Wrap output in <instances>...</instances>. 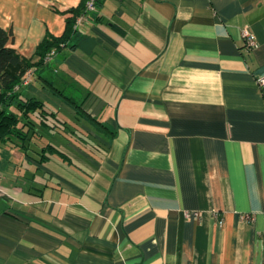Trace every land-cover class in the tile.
<instances>
[{
    "label": "crops",
    "instance_id": "obj_1",
    "mask_svg": "<svg viewBox=\"0 0 264 264\" xmlns=\"http://www.w3.org/2000/svg\"><path fill=\"white\" fill-rule=\"evenodd\" d=\"M80 3L0 0V27L31 59ZM78 34L23 89L58 153L0 144V264H264V0H103Z\"/></svg>",
    "mask_w": 264,
    "mask_h": 264
},
{
    "label": "trees",
    "instance_id": "obj_2",
    "mask_svg": "<svg viewBox=\"0 0 264 264\" xmlns=\"http://www.w3.org/2000/svg\"><path fill=\"white\" fill-rule=\"evenodd\" d=\"M90 1L81 0L78 7L63 12L66 16L64 34L61 37L48 35L38 47L36 56L31 59L23 57L9 46L12 31L0 27V144L18 147L30 157L36 154L40 158L39 162H45L48 155L58 153L50 142L44 140V131H71L68 122L61 121L58 112L45 101L24 95V77L35 68V79L40 81L43 78L41 71L50 66L57 53L66 47L77 49L80 46L77 23L83 16L92 17L94 14L88 10ZM102 3L103 0H96V7L100 8ZM53 51L56 52L55 56L47 61ZM43 85L68 101L78 113H83L81 103L76 102L74 96L65 89L61 90L52 83Z\"/></svg>",
    "mask_w": 264,
    "mask_h": 264
},
{
    "label": "built area",
    "instance_id": "obj_3",
    "mask_svg": "<svg viewBox=\"0 0 264 264\" xmlns=\"http://www.w3.org/2000/svg\"><path fill=\"white\" fill-rule=\"evenodd\" d=\"M96 0H91L89 3H88V10L93 12V11H96L97 7H96V4H95ZM85 18H88V16H83L82 18H80L78 20V23H77V26H79L83 20ZM243 36L246 40V44L249 48H255L257 47V40H256V37L255 35L250 32L248 29L244 30V33H243ZM56 52L53 51L52 54L49 56V58H47V61L51 60L54 56H55ZM32 71H29L25 78H24V85H29L31 82H32ZM260 84L264 87V77L260 79ZM244 219L245 220H250L252 219V217L250 215H245L244 216Z\"/></svg>",
    "mask_w": 264,
    "mask_h": 264
},
{
    "label": "water",
    "instance_id": "obj_4",
    "mask_svg": "<svg viewBox=\"0 0 264 264\" xmlns=\"http://www.w3.org/2000/svg\"><path fill=\"white\" fill-rule=\"evenodd\" d=\"M95 38H86L80 42V48L86 53L91 54L96 46Z\"/></svg>",
    "mask_w": 264,
    "mask_h": 264
},
{
    "label": "rangeland",
    "instance_id": "obj_5",
    "mask_svg": "<svg viewBox=\"0 0 264 264\" xmlns=\"http://www.w3.org/2000/svg\"><path fill=\"white\" fill-rule=\"evenodd\" d=\"M96 10H97V9H96ZM93 12H95V11H93ZM34 70H35V68H32V69L30 70V71L33 72V73H32V75H33V77H32V82H31L30 84H32L33 81H34V79H35V78H34V77H35V76H34V74H35V71H34ZM28 72H29V71H28ZM28 72H27V73H28ZM27 73H26V74H27ZM25 76H26V75H25ZM24 78H25V77H24ZM30 84H29V85H30ZM24 86H27V85H24ZM63 89H65V90L67 91V93L73 95L74 97H79V99H80V98L83 99V97H84V96H80V95L77 96L78 94H75V93L73 92V90L71 89V87L68 86V85H67L65 88H63ZM82 99H81V100H82ZM82 120H83V119H82ZM83 124H84L85 126H87V124H86L85 121L83 122ZM88 125H89V124H88ZM95 126L97 127V126H98V123H97V124L95 123ZM52 137H53V136H52ZM56 138L58 139V137H56Z\"/></svg>",
    "mask_w": 264,
    "mask_h": 264
}]
</instances>
